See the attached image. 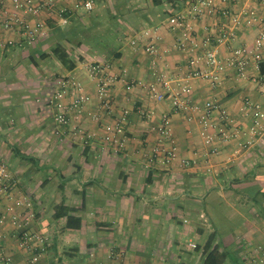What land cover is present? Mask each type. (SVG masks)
<instances>
[{"label":"crops","instance_id":"obj_1","mask_svg":"<svg viewBox=\"0 0 264 264\" xmlns=\"http://www.w3.org/2000/svg\"><path fill=\"white\" fill-rule=\"evenodd\" d=\"M115 1L121 16L141 22L140 30L185 13L194 23L195 37H211L223 55L231 46L252 45L263 28L260 21L248 24L244 14L253 9L264 17V4L255 0H213L210 12L201 17L193 13L195 0H125L128 6ZM104 2L96 0L95 9ZM5 3L13 12L11 3ZM61 8L67 10L66 22L59 16ZM81 8L70 0H54L38 15L19 12L33 24L46 21L32 39L21 28L7 31L0 25V161L10 165L17 189L33 201L36 217L29 228L52 236L46 251L32 262L14 235L5 208L11 201L0 191V244L11 264H203L197 246L213 232L215 244L229 254L225 264H256L247 252L251 242L264 245V132H248L252 121L246 102H260L264 108V92L234 72L220 84L187 78L194 68L190 60L201 49L181 47L179 31L171 29L161 28L156 56L146 51L144 42L132 44L136 34L111 49L101 40L98 51L72 27L82 18ZM221 29H234L236 38L219 44ZM7 40L14 44L3 46ZM59 42L73 69L52 53ZM91 61L120 75L110 91L114 110L102 111L99 119L92 117L98 99L95 77L88 72ZM249 71L257 75L254 67ZM157 73L170 75L175 87L188 80L194 100L213 99L226 108L239 135L206 144L197 117L174 110L171 89L158 84L165 91L163 101L148 96L145 84L157 82ZM63 76L78 79L91 98L81 113L69 110L70 124L59 128L49 98ZM128 79L141 84L127 91ZM125 110L127 143L121 147L103 139V127L121 120ZM166 112L178 144V158L170 168L150 160L157 140L154 127ZM85 134H90L86 142Z\"/></svg>","mask_w":264,"mask_h":264},{"label":"built area","instance_id":"obj_2","mask_svg":"<svg viewBox=\"0 0 264 264\" xmlns=\"http://www.w3.org/2000/svg\"><path fill=\"white\" fill-rule=\"evenodd\" d=\"M5 1L7 0H0V25L7 31L21 28L22 33L30 39L44 30L46 21L43 19L33 24L22 17L19 12L23 11L24 13L38 15L42 9L51 8L54 2V0H8L14 10L13 12H8ZM70 1H73L75 6L86 9V11H93L96 5V0ZM255 1H257L256 3L264 4V0ZM212 5L213 0H195L192 10L196 16L201 17L210 12L209 9ZM66 11V8L59 10V16L63 22L67 21ZM244 14L247 16L248 24L260 21L263 24V28L252 45L231 46L227 55H223L211 37H206L199 41L194 35V23L183 12L168 16L160 26L147 27L138 31L135 36L136 39L132 40V44L137 46L142 41L145 43L146 51L156 56L161 51L158 46L161 28L179 31V45L181 47L188 48L191 51H195L198 47L201 49L200 52L196 51V54L190 60V64L194 68L188 72L187 78L200 77L210 81L212 84H220L231 72H234L238 78L253 83L260 91L264 92V72L261 71V64L264 60V17H257L256 11L253 9L244 12ZM234 20L235 23H240L238 17H235ZM236 36L237 33L234 29H221L217 41L219 44L224 43L229 38H236ZM13 44V40H7L3 43V46ZM251 67H254L257 71L256 76L251 75L249 71ZM88 72L95 77L96 97L98 99L97 112L92 114V117L99 119L102 111L111 113L114 110L115 105L110 91L118 83L120 75L110 72L109 65L100 61L89 62ZM156 78L157 82L145 84L148 96L153 100L163 101L165 91L158 89V84H162L166 89H171L173 91L174 110L197 117L201 135L206 144H210L216 139L228 141L231 137L239 135L240 131L235 127V119L226 108L213 99L196 101L191 97L192 88L188 80L175 87L170 75L157 73ZM137 84H141V81L128 79L125 89L130 91ZM72 94L74 95L71 101L65 102L66 98ZM90 98L91 96L83 91L82 83L75 77L63 76L58 78L49 98L50 105L54 110L56 125L59 128L69 125L71 120L69 110L72 109L77 113H81ZM246 109H248L247 113L249 112L248 115L252 121L248 132L253 136L264 132V108L262 104L247 100ZM128 113L129 110H125L121 120L104 125L103 139L105 141L117 143L121 147L126 145L127 135L123 121ZM154 130L157 140L151 148L150 160L157 166L170 168L178 158V144L173 137L172 119L169 113L166 112L162 115L161 122L154 127ZM89 137L90 134L83 135L85 142ZM16 189L15 176L10 169V165L5 160L0 161V191L11 201L5 208L11 216L14 235L18 239L19 245L31 254V261L37 262L51 243L52 236L51 234L29 228L30 221L36 217L33 201L27 193ZM1 222H3L2 218H0ZM0 236H4L1 229ZM191 247L195 248L196 244L192 243ZM247 257L256 264H264V245L257 242L249 243ZM0 261L2 264H11V258L5 253L1 244ZM97 264L102 263L98 262ZM152 264L167 263L164 260H154Z\"/></svg>","mask_w":264,"mask_h":264},{"label":"rangeland","instance_id":"obj_3","mask_svg":"<svg viewBox=\"0 0 264 264\" xmlns=\"http://www.w3.org/2000/svg\"><path fill=\"white\" fill-rule=\"evenodd\" d=\"M125 2L123 0L121 4L128 6V3ZM119 4L120 2L115 0H105L104 3L98 4L93 11H86V9L81 8L82 18L72 24V27L79 32L76 34L77 37H82V39L86 37L87 45L98 51H101V47H103L100 44L101 40L109 49L123 45L121 39L136 34L142 26L137 19H132L128 15L121 16L123 13L118 10ZM118 28L120 33L117 32Z\"/></svg>","mask_w":264,"mask_h":264},{"label":"trees","instance_id":"obj_4","mask_svg":"<svg viewBox=\"0 0 264 264\" xmlns=\"http://www.w3.org/2000/svg\"><path fill=\"white\" fill-rule=\"evenodd\" d=\"M52 53L67 69L70 70L74 68V62L71 59L66 47L62 43H57L53 47ZM261 69L264 71V63H262ZM216 237V234L213 232L208 236L204 245L197 246V249L201 250L204 255L205 259L203 264H225L227 258L229 257L228 252L220 250L215 244Z\"/></svg>","mask_w":264,"mask_h":264}]
</instances>
